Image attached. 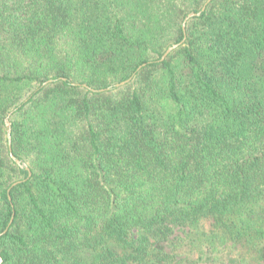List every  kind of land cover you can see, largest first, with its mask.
Returning <instances> with one entry per match:
<instances>
[{
  "label": "trees",
  "instance_id": "trees-1",
  "mask_svg": "<svg viewBox=\"0 0 264 264\" xmlns=\"http://www.w3.org/2000/svg\"><path fill=\"white\" fill-rule=\"evenodd\" d=\"M205 1L0 0V264H264V0Z\"/></svg>",
  "mask_w": 264,
  "mask_h": 264
},
{
  "label": "water",
  "instance_id": "water-1",
  "mask_svg": "<svg viewBox=\"0 0 264 264\" xmlns=\"http://www.w3.org/2000/svg\"><path fill=\"white\" fill-rule=\"evenodd\" d=\"M211 1H212V0H206V1L204 2V4L202 5L201 9H200L198 12H196V13H194V12L189 13V14L185 17V19H184V21H183V23H182V29H183V31L185 30L186 22H187L189 19H191V18H194V17H198V16H200L201 13L204 12V10H205L207 4L210 3ZM182 42H183V41H181V42L178 43V44H173V45L169 46V47L165 50V52L163 53V55H162V57H161L160 60H164V59L167 57V55H168L170 52H172L174 49H176V48H177ZM144 65H145V64H143L142 66H144ZM142 66L138 67L137 70H139ZM130 79H131V77H130L129 79L125 80V81H122V82H120V83L115 84L114 87H120V86H123V85H125L126 83H128V82L130 81ZM51 81H52V80H48V81L44 82L43 85H46V84L50 83ZM83 87L87 88L86 85H83ZM88 89L91 90L92 92H103L104 90H110L111 87H108V88H106V89H100V90H94V89H91V88H88ZM5 125H6V128H7V140H8V147H9V152H10V158L14 161V163H15L17 166H19L20 168H24V169L28 172V176H30V172H29V169H28L27 165H26L24 162L18 160V159L13 155V153H12V151H11L10 122H9L8 120H6V121H5ZM19 183H20L19 181H18V182H15V183L12 184L11 187H13V186H15V185H17V184H19ZM11 222H12V219H11V221L9 222L8 227H7L2 233H0V236L3 235V234L7 231V229H8L9 226L11 225Z\"/></svg>",
  "mask_w": 264,
  "mask_h": 264
},
{
  "label": "rangeland",
  "instance_id": "rangeland-1",
  "mask_svg": "<svg viewBox=\"0 0 264 264\" xmlns=\"http://www.w3.org/2000/svg\"><path fill=\"white\" fill-rule=\"evenodd\" d=\"M207 226L210 225V221H206L205 223ZM183 235V230L182 229H175L174 236H182ZM157 247L165 252L169 251L168 246L165 243H159Z\"/></svg>",
  "mask_w": 264,
  "mask_h": 264
}]
</instances>
